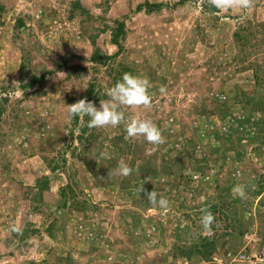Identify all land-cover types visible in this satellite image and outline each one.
Returning <instances> with one entry per match:
<instances>
[{
	"label": "rangeland",
	"instance_id": "1",
	"mask_svg": "<svg viewBox=\"0 0 264 264\" xmlns=\"http://www.w3.org/2000/svg\"><path fill=\"white\" fill-rule=\"evenodd\" d=\"M73 1L0 0V264H225L227 250H264V189L254 194L264 147L256 154L251 140L264 112L246 115L233 100L242 90L264 101V0L227 12L208 0H81L87 12L69 17ZM117 21L119 50L111 43ZM240 31L244 47L233 36ZM96 47L110 58L91 61ZM126 72L148 78L152 103L123 108L125 117L151 119L163 144L128 138L123 124L89 128L90 117L69 116L67 105L90 85L88 100L99 107ZM212 97L239 120H221L213 107L207 119L198 114ZM213 128L239 130L223 143L210 140ZM121 161L132 174L109 178ZM198 166L208 175L202 188L185 179ZM43 177L49 188L38 197ZM146 178L144 188L166 197L168 208L140 193ZM214 204L205 231L201 209ZM213 236L216 254L206 259L193 245Z\"/></svg>",
	"mask_w": 264,
	"mask_h": 264
},
{
	"label": "clouds",
	"instance_id": "2",
	"mask_svg": "<svg viewBox=\"0 0 264 264\" xmlns=\"http://www.w3.org/2000/svg\"><path fill=\"white\" fill-rule=\"evenodd\" d=\"M208 2L220 12H227L233 9L249 10L254 6V0H208ZM150 87L151 84L147 77L126 72L123 74L121 80L117 81L107 90L106 96L108 99H101L99 107L85 97L71 105H67L69 116L79 117L84 123L85 116L90 117V120L86 124L89 128L116 127L123 124L128 138L142 137L150 144H163L165 138L155 122L151 119L126 118L125 112L123 111L125 107L150 108L152 103V96L149 92ZM163 91L164 89L161 88V92ZM132 171L133 169L127 163L121 161L117 169L108 172V177L110 178L114 175L127 177L132 174ZM149 181L150 179H145V182L139 189L140 193H145L147 201L153 207L158 206L161 209L168 208L169 201L166 197L158 196L155 189L149 192L144 188V184ZM234 191L240 198H246L244 185H237ZM201 212L203 229L205 231H211L212 225L215 222L214 214L208 208L201 209ZM258 251H254L253 253Z\"/></svg>",
	"mask_w": 264,
	"mask_h": 264
},
{
	"label": "trees",
	"instance_id": "3",
	"mask_svg": "<svg viewBox=\"0 0 264 264\" xmlns=\"http://www.w3.org/2000/svg\"><path fill=\"white\" fill-rule=\"evenodd\" d=\"M72 11L70 12L71 14L69 15V17H72L74 12L79 9L81 13H86L87 10L86 8L84 7L85 5H83L82 1L81 0H75L73 1L72 3ZM143 5L145 6H148V7H154V8H157L159 6H161L160 3H150L148 1H146L145 3H143ZM141 5L137 6V9L138 10H141ZM214 11V10H213ZM17 24L22 26L23 25V21L20 20V19H17ZM117 27L115 28V30L112 31V35H111V43L116 45L118 50L120 49V40H119V37L122 33H124V28H123V25L121 22H118L117 21ZM250 35V34H249ZM235 40L237 42H241V46L244 47V44H246L247 42V37L243 34H241V31L240 33L239 32H236L233 34ZM91 44L94 45V39H91ZM117 50V51H118ZM99 48L96 47L94 49V51L92 52L91 56H90V60L95 62V63H101V62H104L105 59L107 58H110L109 55H101L99 52ZM116 53H114L112 56H114ZM22 67V65H21ZM117 72H120L119 69L116 70ZM123 74V73H122ZM44 75H41L40 77H37V76H33L31 77L30 81L26 84H21V87L22 88H27V86H31L35 81L38 82L39 79H42ZM254 78H255V83H263V80H261L260 77L257 76V74H253ZM22 75H21V79H22ZM117 78V77H116ZM115 78V79H116ZM119 78V77H118ZM114 79V80H115ZM94 85H90L89 86V89L86 90V93H85V97L87 99H89L93 94H94ZM6 100V99H5ZM208 100V101H207ZM234 102L236 104H238L239 106H241L243 108V112L246 114V115H250V110L252 109H256L258 110L259 112H264V101L263 102H258V100L256 101L255 99H249L242 90H238L234 96ZM202 104H201V107L197 110L198 114H200L202 117L204 118H208V116L210 114H212L211 112L213 111L212 109H209L211 107H213V109L215 110H218V115L220 117L221 120H224L225 117L227 115L231 116V118L233 120H236L238 121L239 120V117L241 114H237V115H232L231 113V108H228L227 105L224 103V102H219L217 100V98L215 97H212L210 99H206V98H203V101H201ZM250 103H254L253 105L254 106H251ZM250 105V108H249V105ZM2 110V109H1ZM0 114H1V111H0ZM243 115V114H242ZM244 122H248V117L245 118ZM251 125V124H250ZM237 130H239L238 128L236 129V131H232L230 132V135H229V132L226 133V135L224 136V134L216 129H212L211 132L209 133V136H210V140L212 139V136L213 138H215V140H219L221 142L224 143V141H228L230 139V136L231 134L237 132ZM183 136V135H181ZM181 138V137H180ZM252 142L254 143L253 145V149L255 150L256 154H261V152L263 151V148L264 147V128L261 129V132H256L255 136L251 139ZM223 151H225V148L222 149ZM238 156H240V154H238ZM181 157V155H180ZM243 159H247L245 157H243ZM241 161V160H239ZM56 168V165L52 167V169H55ZM149 168V167H148ZM205 169L206 167H202V166H198L197 168L195 167L193 169V172L194 173H200L199 175V178L195 181L193 180L194 182H198L197 186L198 188H202V185L201 184H205V185H208L206 184L205 182H203L204 180L203 179H207L208 178V175L206 174L205 172ZM153 169H149V171L151 172H148V176H153L154 177V173L152 172ZM191 178H192V173L191 174H188L185 179L187 180H190L191 181ZM193 179V178H192ZM264 175H262L261 177V181H260V184L258 185V187H256V190H255V196L256 194H259L263 189H264ZM208 182V181H206ZM219 188V185L216 183V188ZM49 188V181H48V177H43V180L41 181V183L39 182L38 184V190H37V193H38V197H40L41 195V191L42 190H46ZM229 186H226L225 188L223 187L221 189V191L218 193L219 195L220 194H223V193H228L229 192ZM248 203L244 204V206H246ZM217 205H211L210 206V210L212 213H215V211L217 210ZM52 226V225H51ZM217 225L214 226V228H216ZM229 227H233L232 225H229ZM35 229H33V233H35L36 231H34ZM27 229L24 230V232H26ZM49 231V230H48ZM214 240H215V237H210L208 240H205L204 242H200V243H195V245H193V247L196 248V250L199 251V253L203 256V257H206V259H208L209 257H213L214 254V251H215V243H214ZM192 248V247H191ZM180 250V248H179ZM192 251V249L190 251H188L187 253H184V254H189L190 252ZM214 253V254H213Z\"/></svg>",
	"mask_w": 264,
	"mask_h": 264
},
{
	"label": "built area",
	"instance_id": "4",
	"mask_svg": "<svg viewBox=\"0 0 264 264\" xmlns=\"http://www.w3.org/2000/svg\"><path fill=\"white\" fill-rule=\"evenodd\" d=\"M200 173H194L192 172V178L193 180H197L199 178ZM225 260L227 259L228 263L225 262V264H230L232 262L242 263V264H264V251L260 250L255 253H249L244 252L243 250L238 251H232L227 250L225 252L224 257ZM214 260H218L217 257L214 258ZM222 262V259L219 260Z\"/></svg>",
	"mask_w": 264,
	"mask_h": 264
}]
</instances>
